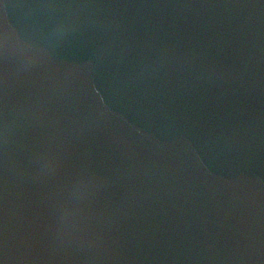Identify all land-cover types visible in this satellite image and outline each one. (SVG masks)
<instances>
[{
    "label": "water",
    "instance_id": "1",
    "mask_svg": "<svg viewBox=\"0 0 264 264\" xmlns=\"http://www.w3.org/2000/svg\"><path fill=\"white\" fill-rule=\"evenodd\" d=\"M0 264H264V0H0Z\"/></svg>",
    "mask_w": 264,
    "mask_h": 264
}]
</instances>
